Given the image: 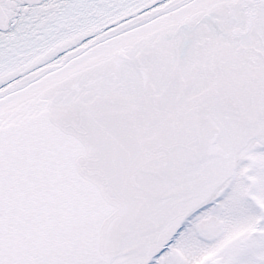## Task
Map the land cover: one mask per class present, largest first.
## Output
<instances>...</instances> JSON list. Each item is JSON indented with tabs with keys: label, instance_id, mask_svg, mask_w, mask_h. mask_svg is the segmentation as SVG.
Wrapping results in <instances>:
<instances>
[{
	"label": "snow or ice",
	"instance_id": "snow-or-ice-1",
	"mask_svg": "<svg viewBox=\"0 0 264 264\" xmlns=\"http://www.w3.org/2000/svg\"><path fill=\"white\" fill-rule=\"evenodd\" d=\"M0 264H264V0H0Z\"/></svg>",
	"mask_w": 264,
	"mask_h": 264
}]
</instances>
